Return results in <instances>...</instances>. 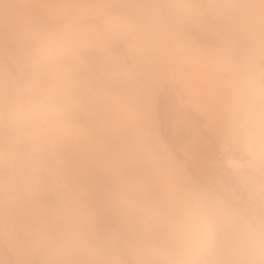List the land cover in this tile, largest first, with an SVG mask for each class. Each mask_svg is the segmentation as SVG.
I'll return each mask as SVG.
<instances>
[{
  "label": "bare ground",
  "instance_id": "obj_1",
  "mask_svg": "<svg viewBox=\"0 0 264 264\" xmlns=\"http://www.w3.org/2000/svg\"><path fill=\"white\" fill-rule=\"evenodd\" d=\"M0 264H264V0H0Z\"/></svg>",
  "mask_w": 264,
  "mask_h": 264
}]
</instances>
